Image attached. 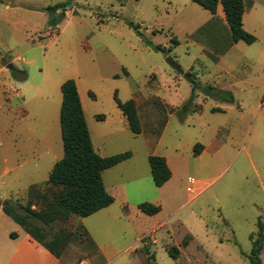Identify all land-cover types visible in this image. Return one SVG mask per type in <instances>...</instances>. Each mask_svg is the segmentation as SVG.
<instances>
[{
	"label": "rangeland",
	"instance_id": "obj_1",
	"mask_svg": "<svg viewBox=\"0 0 264 264\" xmlns=\"http://www.w3.org/2000/svg\"><path fill=\"white\" fill-rule=\"evenodd\" d=\"M252 2L243 22L256 42L223 55L230 32L217 23L212 38L197 34L213 15L192 0H0V250L22 233L3 205L48 181L64 157L62 85L74 80L95 149L132 157L103 173L111 206L52 226L72 233L63 264H250L264 226V0ZM116 96L135 100L141 134ZM152 155L171 171L160 188ZM144 203L161 211L147 215Z\"/></svg>",
	"mask_w": 264,
	"mask_h": 264
},
{
	"label": "trees",
	"instance_id": "obj_2",
	"mask_svg": "<svg viewBox=\"0 0 264 264\" xmlns=\"http://www.w3.org/2000/svg\"><path fill=\"white\" fill-rule=\"evenodd\" d=\"M212 14L217 13L219 5L223 7L227 23L231 31L233 43L243 41L247 44L256 42V38L244 29L245 0H192ZM70 4L57 5L50 8L51 12L67 11ZM55 20L50 21V27H57ZM130 27L139 30V26L129 23ZM155 51H163L160 46L147 44ZM62 107L60 122L64 146V157L55 164L50 179L42 185L32 186L27 199L17 202L16 206L6 202L3 211L12 218L46 250L57 258H61L72 240V233L65 227L51 234V228L56 222L66 224L72 216L89 217L114 203V197L107 191L103 173L132 157L131 152H125L109 157H103L95 149L87 124L78 86L74 80H68L62 85ZM229 98L234 97L229 93ZM117 107L127 119L128 127L133 134L142 133V123L135 100L122 102L115 97ZM194 96L183 105L177 113L183 119L191 111ZM215 112L220 110L216 109ZM104 120V116L99 117ZM198 145L196 150L202 149ZM198 155V151H196ZM151 175L155 185L163 187L171 178V171L164 157L152 155L149 157ZM142 212L153 216L161 211L160 206L144 203L139 206ZM83 230V227L80 226ZM264 226L260 225L259 239L249 256L250 264H262L259 255L263 249ZM83 233L86 234L84 231ZM170 255L178 259V249H169Z\"/></svg>",
	"mask_w": 264,
	"mask_h": 264
},
{
	"label": "crops",
	"instance_id": "obj_3",
	"mask_svg": "<svg viewBox=\"0 0 264 264\" xmlns=\"http://www.w3.org/2000/svg\"><path fill=\"white\" fill-rule=\"evenodd\" d=\"M253 7H254L253 2L248 3V0H245V13L247 10H250ZM221 11H222V15H221ZM212 15H213V17L211 18V20H209L204 26L199 28L196 33L198 34V33H201L202 31H204L206 29H210V33H208V36L212 38L213 32H214L212 27H213V25H216L217 23H219L223 28H226L230 32V35H231V31H230L229 25L227 23L223 7L221 5H219V7L217 9V13L215 15L214 14H212ZM243 24H244V22H243ZM230 44H231L230 47L225 51V53H223V55L227 54L230 51V49L233 48V46L236 43H233L232 39H231ZM216 60H218V57H216ZM20 94H21V91H18L17 96H19ZM60 125H61V122H60ZM61 131H62V129H61ZM62 141H63V138H62ZM63 148H64V146H63ZM119 165H117V166H119ZM117 166H115V167H117ZM51 173H50V175H51ZM49 179H50V177H49ZM48 181H46L44 183L34 184V185H42V184L47 183ZM34 185H32V186H34ZM32 186H30V188ZM29 189H28V191H29ZM28 191L26 192V194L24 196H21V198H19L17 202H19V201L23 202L24 200H26ZM2 210H3V207H2ZM72 217H76V216H72ZM19 227L21 228V226H19ZM21 230H22V233L10 234V239H11L10 241L12 244L10 243L11 244L10 246L4 248L3 250H0V264H63V257L57 258L55 255H53L51 252H49L43 246H41L37 241H35L22 228H21ZM87 234H88V232H87ZM87 237H89V239H90L89 234Z\"/></svg>",
	"mask_w": 264,
	"mask_h": 264
},
{
	"label": "water",
	"instance_id": "obj_4",
	"mask_svg": "<svg viewBox=\"0 0 264 264\" xmlns=\"http://www.w3.org/2000/svg\"><path fill=\"white\" fill-rule=\"evenodd\" d=\"M168 62H169V64H170L174 69H176L180 74H183L184 77H185L190 83H192V84L195 83V80H194L193 78H191L190 75H188V74H184V71L182 70L181 66H180L178 63H176L172 58H169V59H168Z\"/></svg>",
	"mask_w": 264,
	"mask_h": 264
},
{
	"label": "built area",
	"instance_id": "obj_5",
	"mask_svg": "<svg viewBox=\"0 0 264 264\" xmlns=\"http://www.w3.org/2000/svg\"><path fill=\"white\" fill-rule=\"evenodd\" d=\"M189 184H190V187L188 188V192H189V193H194V192H195V189H194L193 186H194V184H195V181L191 179V180L189 181Z\"/></svg>",
	"mask_w": 264,
	"mask_h": 264
}]
</instances>
